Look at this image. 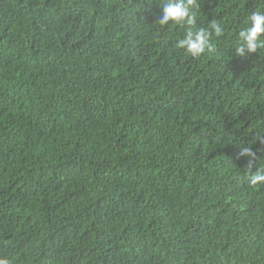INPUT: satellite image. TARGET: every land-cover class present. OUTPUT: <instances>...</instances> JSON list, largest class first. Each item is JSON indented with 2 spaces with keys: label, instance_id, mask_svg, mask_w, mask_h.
<instances>
[{
  "label": "trees",
  "instance_id": "trees-1",
  "mask_svg": "<svg viewBox=\"0 0 264 264\" xmlns=\"http://www.w3.org/2000/svg\"><path fill=\"white\" fill-rule=\"evenodd\" d=\"M194 11L198 57L160 0H0V256L264 264V0Z\"/></svg>",
  "mask_w": 264,
  "mask_h": 264
},
{
  "label": "clouds",
  "instance_id": "clouds-1",
  "mask_svg": "<svg viewBox=\"0 0 264 264\" xmlns=\"http://www.w3.org/2000/svg\"><path fill=\"white\" fill-rule=\"evenodd\" d=\"M162 5V13L157 23L166 25L169 21L176 25L189 26L183 38L177 41L176 47L184 48L193 57L200 56L201 53L212 51L213 45L209 41V31L204 28L195 29L196 13L194 9L197 6V0H160ZM211 30L216 36H220L223 32L222 27L213 22L210 24ZM264 48V12L253 11L248 17V26L242 28L238 32V42L235 48L237 56L245 54V48L249 52H255L257 48ZM241 155L255 157V153L248 148H244ZM250 160L249 164L252 165ZM252 185L264 184V170L257 169L250 176ZM0 264H12V261L0 256Z\"/></svg>",
  "mask_w": 264,
  "mask_h": 264
}]
</instances>
